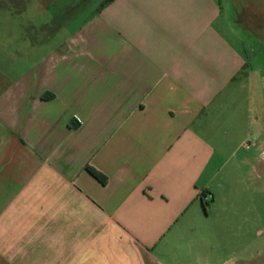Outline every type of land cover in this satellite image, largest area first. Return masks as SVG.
I'll return each instance as SVG.
<instances>
[{
  "label": "crops",
  "instance_id": "obj_1",
  "mask_svg": "<svg viewBox=\"0 0 264 264\" xmlns=\"http://www.w3.org/2000/svg\"><path fill=\"white\" fill-rule=\"evenodd\" d=\"M106 1L0 0V264H208L183 244L228 199L240 137L264 194V122L230 119L254 90L221 0Z\"/></svg>",
  "mask_w": 264,
  "mask_h": 264
},
{
  "label": "rangeland",
  "instance_id": "obj_2",
  "mask_svg": "<svg viewBox=\"0 0 264 264\" xmlns=\"http://www.w3.org/2000/svg\"><path fill=\"white\" fill-rule=\"evenodd\" d=\"M103 1L93 0L87 10L96 9ZM221 4V29L244 52L249 76L246 88L254 90L253 97L242 90L243 98L235 97L238 103L231 106L230 119L241 136L245 130L255 128L257 118L264 122V0H221ZM84 6L81 3L79 9ZM254 142L252 137H240L225 146L222 180L226 178L230 183L228 199L218 191L222 205L212 210L209 222L195 224L194 232L183 244L191 252L186 261L197 262L201 252L214 254L208 264H264V194L258 180L253 182L259 155Z\"/></svg>",
  "mask_w": 264,
  "mask_h": 264
},
{
  "label": "trees",
  "instance_id": "obj_3",
  "mask_svg": "<svg viewBox=\"0 0 264 264\" xmlns=\"http://www.w3.org/2000/svg\"><path fill=\"white\" fill-rule=\"evenodd\" d=\"M111 1H113V0H108V1L105 2V4H107V3L111 2ZM103 6H104V5H102L100 8H103ZM87 170H88V171H89V172H90V173H91L96 179H98L100 182H102L103 184H106V178H105L101 173H99L97 170H95V169L92 168V167H87ZM207 194H208L207 191H204V192H202V194H201V198H202V202H203L204 206L209 204V201L205 200V199L208 197Z\"/></svg>",
  "mask_w": 264,
  "mask_h": 264
},
{
  "label": "built area",
  "instance_id": "obj_4",
  "mask_svg": "<svg viewBox=\"0 0 264 264\" xmlns=\"http://www.w3.org/2000/svg\"><path fill=\"white\" fill-rule=\"evenodd\" d=\"M207 199V198H206Z\"/></svg>",
  "mask_w": 264,
  "mask_h": 264
}]
</instances>
